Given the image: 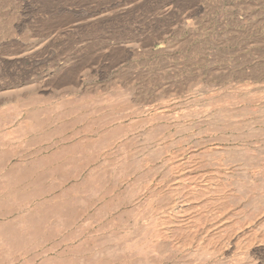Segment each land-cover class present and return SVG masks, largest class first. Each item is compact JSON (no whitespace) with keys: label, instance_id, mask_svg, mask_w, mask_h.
I'll list each match as a JSON object with an SVG mask.
<instances>
[{"label":"rangeland","instance_id":"rangeland-1","mask_svg":"<svg viewBox=\"0 0 264 264\" xmlns=\"http://www.w3.org/2000/svg\"><path fill=\"white\" fill-rule=\"evenodd\" d=\"M250 1L0 0V153L25 152L24 124L13 120L18 105L48 98L51 91L76 93L78 100L89 97L85 101L91 106L103 108L96 118L120 127L113 134L103 133L105 140L91 151L105 163L104 172L91 174L90 183L80 188L86 200L78 206L82 218L73 225L58 214L29 222L0 219L3 228L14 225V230H0V264H105L101 251L95 259L98 248L102 250L96 247L98 238L99 242L116 240L122 248L127 234L139 241L131 243L140 247L143 243L148 260L164 254V264H264V131L257 130L264 125L248 124L264 111V94L255 93L264 86V79L240 81V87L253 85L238 88L241 91L235 83L215 79L213 85L200 83L189 92L170 94L174 86H189L193 76L201 80L200 71H205L201 72L204 77H219L214 69L220 61L203 64L197 59L210 58L207 54L221 49L214 47L215 40L235 28V22L257 25L259 18L264 32V4L256 8ZM125 79L133 80L130 83L142 97V106L128 108ZM18 89L34 92L28 98L20 92L16 98ZM202 105L237 113L244 124L237 119L233 130L224 122L212 126L191 117ZM139 107L144 110L140 115L135 113ZM130 123L139 143L129 156L132 170L124 171L117 146L123 141L121 130ZM57 175L47 174L49 179L45 176L41 187H57L63 177ZM6 190L0 186V193ZM222 190L227 194L223 200L219 199ZM105 191L110 192L105 199L112 201L110 213L106 208V213L99 212L103 204L99 193L105 195ZM11 200L3 207L11 209L29 199ZM107 222L112 224L111 231L100 234ZM153 226L159 236L155 245L151 243L155 248L147 250L144 241ZM124 259L122 264L137 260Z\"/></svg>","mask_w":264,"mask_h":264},{"label":"bare ground","instance_id":"bare-ground-1","mask_svg":"<svg viewBox=\"0 0 264 264\" xmlns=\"http://www.w3.org/2000/svg\"><path fill=\"white\" fill-rule=\"evenodd\" d=\"M205 1L207 4V0H205ZM235 1H237V0H235ZM263 1L264 0H252V1H250V3L254 7L258 8L264 4ZM203 4H204V2H203ZM219 4L222 5V3H219ZM219 4H218V7L220 6ZM205 9L206 8H204V10ZM247 9H248V7H247ZM259 11H260V9H259ZM261 11H263V10H261ZM260 13H262V12H260ZM236 14L239 15L237 12H236ZM231 16H232V14H231ZM247 16H248V14H247ZM256 16H257V14H256ZM262 16H264V15H262ZM258 19L255 21L259 22L261 24L263 21H260V19L259 20ZM250 20H251V18H250ZM261 20H263V19H261ZM245 21H247V20H245ZM235 24L237 25L235 28L233 27L230 30L227 29V32L223 31V36L220 38V40H215V44H213L214 47H220L221 49L212 50V51L210 50L211 53L207 54L208 56H210V58L209 57H207V59H205L203 57L200 59L196 58L200 63H203V64L204 63H209V64L210 63H218L219 61L222 62L221 64L219 62L218 67H216L215 69L213 68L214 73L216 75H218L219 77L217 78V76H215L214 74L210 75L209 77L208 76L204 77L201 75V72H205V71H200L198 76H200L201 80L196 81L195 78L197 76H193V77H195L194 78L195 81L192 80L193 82H195V83H193V82H190V80L187 77L186 80L187 81L189 80V82H188L189 86H187V87L180 86V88H179V86H177V87L174 86V88L172 90L173 93L169 92L170 94L175 95V94H179V93H183V92H185V93L189 92L195 86H197V85L199 86L200 83L205 84V86H206V84L213 85V83H214L213 80H215V79H216V81L218 80L219 83H223L226 81H228V83H231V84L235 83V84H237V85H235V87H237V90H239L238 88L242 89V87H247V89H251L253 86L251 84H250L251 88H249V85H243L242 87H240L241 84L238 85V83L240 81L243 82V80H246V81L250 80L249 83H251V80H258L259 81V80L264 79V32L260 31L262 25H260V24L256 25V23L254 21L250 22L249 25L245 24L246 26H244V25L241 26V24L238 25L236 22H235ZM220 25H219V27H220ZM224 27H226V26H224ZM192 49H191V51H192ZM204 50H205V48H204ZM130 53H131V51H130ZM197 53H200V52H198V50H197ZM207 53H208V51H207ZM193 55H194V53H193ZM195 57L196 56H194V58ZM195 60H194V63L196 62ZM192 61H193V59H192ZM65 63H67V61ZM191 64H192V62H191ZM208 68H210V67H208ZM190 69H191V66H190ZM194 69L195 68H193V70ZM57 70L60 71L59 69H57ZM207 70H209V69H207ZM212 72H213V70L211 71V73ZM203 74L205 75L206 73H203ZM191 75H194V74H191ZM128 76H129V74H128ZM196 79H198V77ZM131 81H133V80H130V79L126 80V82H125L126 84L124 87L125 89H124L123 94L125 93L126 95L130 96V97H128L129 100H127L126 103H127V105L130 106V107L128 106V108L132 109V107L142 106L143 102L141 99L142 97L141 98L138 97V95H137L138 93L137 94L135 93L134 84H131L132 83ZM147 81H149V80H147ZM246 81H244V82H246ZM256 85H258V84H256ZM256 85L254 84V87ZM259 85H260V83H259ZM260 86H262L261 87L262 89H259L257 87L258 92L256 91L255 93H257V95L259 94L262 96L264 94V86L263 85H260ZM197 88H199V87H197ZM136 89H138V88H136ZM18 90L19 91L16 92L17 93L16 98L19 97L22 92H25L24 90H21V89H18ZM239 91H241V90H239ZM33 92H34L33 90H27L25 93H23L22 96H24L25 98H28V96L33 94ZM51 92L52 93L48 98H39L38 97V98H33V99L28 100V101H24V102L20 103L18 105V110L13 117V120L18 122L19 124H24V128H22L20 125V127L22 129L21 133L23 135V141H25V143L28 146H27L25 152H23L21 154H8L6 152L0 153V162H1L0 186L8 189V191L6 190V191L0 193V219L5 220L8 217H15V218H17L16 219L17 221L19 219V221L24 220L26 222L27 221L29 222V221L37 220V219H39V217H40V219H45V217L47 218L49 214L50 215L51 214H58V215H61L63 217L64 216L68 217L69 224L72 223V225H73L76 222V220L81 219L82 215H83L81 213V211H79V209H80L78 207L79 204L83 203V201L86 202V200H84L82 197L83 196L81 194L82 189H80V188H82V186L84 184L87 185L90 183L89 180H92L91 174H94L96 172H104V164L105 163H100L97 159H95L94 155L91 151L96 148L95 145L97 144V142L99 143V140H101V141L105 140V138L103 137L104 135L109 134L111 132H112L111 134H113L114 132H117L120 127L118 126L117 128H114L113 126H111V123L107 122V119L105 120L104 118H101V117L96 118L95 116L98 115L102 111L103 108L91 106V104L89 103L88 100L85 101V99L89 98V97L85 96L83 99L78 100L76 98V97H78V94H76V93H69L66 95H61V93L57 92V91H51ZM10 93H11V91H10ZM251 93L249 92V95ZM71 95H73L74 97L73 96L70 97ZM254 95L252 96V97H254L253 100L256 98V96H254ZM244 97H245V95H244ZM244 97H242V98H244ZM262 97L264 98V96H262ZM260 99L261 98H259V100ZM253 100L250 99L249 101H253ZM259 100H257V101H259ZM242 108L243 107H241V109ZM141 110H142V107H139L138 110H136V111L134 110V111L136 114L140 115V114H142ZM253 110H255V108ZM142 111H144V110H142ZM145 111H146V109H145ZM44 113H46V115L44 117H41V115ZM257 113H259V114H257L258 116H256V118L254 117V120H252V122L248 123V121H247L245 124H247V123L250 125L259 124L260 126L261 125L263 126L264 125V111H260ZM189 114H190V112H189ZM191 114H192L191 117L197 118V119L200 118L199 120L202 119V122L207 123V124H212V126H213V124L217 125V123H223L224 122L228 126H230L231 128H232V126L236 125V123H237L236 120L239 119V117H240L237 113L234 114V113L229 112L227 110L219 109L217 111L216 110L212 111L209 108H207V105H202L198 108L196 107ZM129 115H132V114L129 113ZM242 117H241V119H242ZM240 121H238V122H240ZM249 121H250V119H249ZM242 123L244 124V122H242ZM240 124L241 123L238 124V127ZM250 125H246V126L250 127ZM234 128H232V129L235 130L236 128L235 129ZM250 128H252V127H250ZM123 129L125 130V131L121 130L123 133V136H124L123 141L120 142L119 147L117 146V148L122 152V167H123L124 171H130V170H132L134 163L131 161L129 156L132 155L134 153L135 149L137 148V145L139 143L138 142L139 135L133 134L135 132V128L132 125V123H130V125H127L126 127H123ZM253 130H255V129H253ZM257 130L262 132V131H264V127L263 128H257ZM103 133H104V135L102 136ZM263 134L261 133V136ZM137 163H138V161L136 162V164ZM69 173H72V175L69 176L68 175ZM82 173H84L83 175H85V174H87V175L85 177H82L81 176ZM130 173H132V172H130ZM47 174L50 176L51 175L54 176L57 174L63 176L61 178L59 185L57 187L55 186L56 188L52 187V189L51 188L47 189L46 188L47 186L45 184L44 185L46 187H44V185H43V187H41L42 184L45 182V176L47 177L46 180L49 179ZM102 175L103 174H100L99 176H102ZM99 176H97V177H99ZM126 176H127V174H126ZM97 177L93 178V179H97ZM98 180H100V179L98 178ZM58 181H57V183H58ZM69 182H73V183L71 185H68ZM16 187H19V189ZM84 187H85V189L90 188L87 186H84ZM54 188L57 191H55ZM83 190H84V188H83ZM105 190H107V189H105ZM224 190H222V193L219 192V195L221 193V195L219 197V199H221V200L226 198V195H227L226 192H224ZM20 191H21V193H19ZM107 191H105V195H104V192H103V194L99 193L101 195V200L103 201L102 206H100V208H99V212H101V210H103V212H105V211H107L109 213L111 212V204H112L111 199L109 198V199H107V201H105L106 198L110 197V192H107ZM90 193H92V192L90 191ZM216 194H217V192H216ZM245 194L246 193H244V195ZM92 197H93V195H92ZM11 199H13V200H11ZM14 199L15 200L21 199L22 201H25V202L28 199L29 200L26 203H23V202L19 203L16 207L15 206L12 208L9 207L11 209H7L8 208L7 206L3 207V204L5 205L6 202H8V201L10 202V200H11V202L13 201V203H14V201H15ZM24 199H26V200H24ZM92 204H94V203L92 202ZM8 206H9V204H8ZM3 208H6L7 210H3ZM104 208H106L105 211H104ZM129 211L127 210L126 213H128ZM15 218H13V219H15ZM64 219H65V217L63 218V220ZM84 220H82V221H84ZM188 221L189 220H187V222ZM4 223H6V222H4ZM2 224H3V222H2ZM109 225H110V223H108V222L105 225H102V226L99 225V227L101 226L100 228L102 229L101 232H99V233L104 235L105 232L111 231L109 229V227H111L112 224L110 226ZM1 226H4V225H1ZM1 226H0V228H1L0 230H4V229L5 230H8V229L14 230L13 229V227H14L13 223L6 225L4 228ZM30 226H32V225H29V228H30ZM107 226H108V228H107ZM129 226H130V224H129ZM154 226L151 228H148V229H150L149 232L147 231L148 233L145 232V233L149 234L148 237L145 235L147 239L146 238H145L146 240L144 239L145 240L144 242L146 243V245H148V247L146 246V249L149 247L155 248L154 240L158 238L159 234L157 236L158 231L157 232L155 231ZM221 227L223 228V226H221ZM37 228L34 227V230ZM219 228H220V225H219ZM31 230H33V229H31ZM174 230H175V228H174ZM176 230H178V229H176ZM176 230H175V232H176ZM87 231H89V230H87ZM128 235L129 234L125 235L126 238L122 239L124 241V245H123V243L121 245V246H123L122 248H118V245L115 243L116 240H113V241L104 240L102 242H99L101 240L97 237L98 240H97V246L96 247H100V248H102V250H100L98 248L97 251H99V255L95 259L99 258V256L101 255V252H102V260L101 261H102V263H105V264L106 263H108V264H111V263L122 264L121 262H122V260H125L124 258H127L126 260L128 263L130 260L132 261V260L137 259L136 261H133L130 264H133V263L134 264H164V261H165L164 260L165 259L164 254H156L154 257L155 260L153 257H152L153 261L148 260L149 256L147 255L146 251H143V249H142L144 247L143 243H142L143 247H140L139 245H137L139 242V241L137 242L138 239L136 241L133 239V241L135 243H137V244H133L134 243L132 241L133 237L130 238V237H128ZM213 235H218V234H217V232H215V233H213ZM212 237H214V236H212ZM141 239H143V238H141ZM119 240H121V238ZM130 240L133 243H131ZM156 241H158V240H156ZM140 242H142V241L140 240ZM106 243H108L107 246H105ZM151 243H153L154 245H151ZM148 252H150V251H148ZM152 252L154 253V251H152ZM150 254H151V252L149 253V255ZM151 256H152V254H151Z\"/></svg>","mask_w":264,"mask_h":264}]
</instances>
